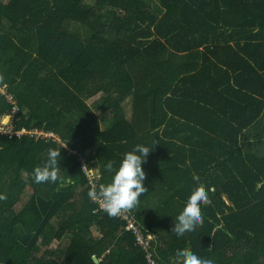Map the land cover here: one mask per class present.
Returning a JSON list of instances; mask_svg holds the SVG:
<instances>
[{
  "label": "trees",
  "instance_id": "trees-1",
  "mask_svg": "<svg viewBox=\"0 0 264 264\" xmlns=\"http://www.w3.org/2000/svg\"><path fill=\"white\" fill-rule=\"evenodd\" d=\"M157 1L0 0V89L21 108L17 130L68 147L0 136V264H149L124 220L95 212L78 162L107 184L104 165L137 144L154 148L148 192L129 213L155 237L159 264L184 248L264 264V157L240 146L264 117V0ZM9 112L0 94V119ZM59 147L63 183H34ZM193 174L212 203L202 227L177 237Z\"/></svg>",
  "mask_w": 264,
  "mask_h": 264
},
{
  "label": "clouds",
  "instance_id": "clouds-1",
  "mask_svg": "<svg viewBox=\"0 0 264 264\" xmlns=\"http://www.w3.org/2000/svg\"><path fill=\"white\" fill-rule=\"evenodd\" d=\"M4 83V76L0 75V84ZM63 144L61 147H66ZM154 147L149 148L137 144L131 151L124 154L119 166L115 161L109 160L104 165V170L111 173V180L107 184L91 183L88 196L91 201L98 204L99 209L105 212L110 218H117L135 209L139 204L140 197L148 192L143 186L146 173L142 164L146 163V158ZM60 147L49 149L47 159L42 166L34 168L32 179L36 184L42 183H63L60 175ZM193 180L198 182V186L188 197L183 210L177 215L171 233L177 237H182L186 232H193L198 227H202L204 218L202 206L211 205L212 201L209 192L203 183H199V176L193 174ZM7 199V196L0 194V201ZM175 264H214L211 259L200 258L195 255L190 248L178 249L175 253Z\"/></svg>",
  "mask_w": 264,
  "mask_h": 264
},
{
  "label": "built area",
  "instance_id": "built-area-1",
  "mask_svg": "<svg viewBox=\"0 0 264 264\" xmlns=\"http://www.w3.org/2000/svg\"><path fill=\"white\" fill-rule=\"evenodd\" d=\"M0 94L5 97L7 104L10 106V112L8 113V115L0 119V136L9 137V138L18 137L19 139H23L25 137H31V138H36L37 141H39L40 139H48V140H52L60 147L63 145L61 140L53 133L45 134L43 131L40 130L29 131L26 129L18 131L17 124L20 121L19 119H21L20 118L21 108L18 104V101L12 95L7 93L6 88L0 89ZM11 118L14 119L13 128L9 133H6L7 132L5 129L6 127L5 126L2 127L3 122ZM61 148L68 149L67 146ZM78 162L81 164V168L84 174L86 175L89 189L93 181H95L97 184H101V172L98 169L90 167V163L87 161L86 158L80 157V160L78 159ZM92 202L97 206L95 212L102 211L99 209V206L96 202L94 201ZM120 218L126 222V231L130 232L133 235L135 244L141 247L145 251L148 263L159 264L153 256L154 247H152V242L155 240V237L150 234L145 235L142 229L138 226L134 216L131 215V213L128 212L126 214H123L120 216Z\"/></svg>",
  "mask_w": 264,
  "mask_h": 264
},
{
  "label": "crops",
  "instance_id": "crops-1",
  "mask_svg": "<svg viewBox=\"0 0 264 264\" xmlns=\"http://www.w3.org/2000/svg\"><path fill=\"white\" fill-rule=\"evenodd\" d=\"M102 128L104 130L106 125H103ZM240 146L245 154L264 157V117L261 118L256 127L251 128L241 135Z\"/></svg>",
  "mask_w": 264,
  "mask_h": 264
},
{
  "label": "rangeland",
  "instance_id": "rangeland-1",
  "mask_svg": "<svg viewBox=\"0 0 264 264\" xmlns=\"http://www.w3.org/2000/svg\"><path fill=\"white\" fill-rule=\"evenodd\" d=\"M153 1V6H156V5H158V3H157V0H152ZM152 6V7H153ZM80 32L81 33H83L84 35L86 34V29L85 28H81L80 29ZM98 98H100V96H98L97 97V99ZM97 99H94V100H91L90 102H89V105H92ZM127 108H130V107H128V105L126 106ZM128 115H130V113H129V110H128ZM13 124H14V119H7V120H5L4 122H3V126L2 127H6L5 129H6V133H9L11 130H12V128H13ZM71 155H73L72 153H71ZM79 160H80V158H79ZM26 201H27V196L25 197V199H24V201L18 206V210H20L21 208H23V206H24V204L26 203ZM91 233L93 234V235H95V237L97 236L98 237V233L96 232V229H93L92 231H91ZM58 246V244L57 243H54L53 245H52V248L53 249H55L56 247ZM9 261H12V260H9Z\"/></svg>",
  "mask_w": 264,
  "mask_h": 264
},
{
  "label": "water",
  "instance_id": "water-1",
  "mask_svg": "<svg viewBox=\"0 0 264 264\" xmlns=\"http://www.w3.org/2000/svg\"><path fill=\"white\" fill-rule=\"evenodd\" d=\"M95 262L97 263V259H95Z\"/></svg>",
  "mask_w": 264,
  "mask_h": 264
}]
</instances>
